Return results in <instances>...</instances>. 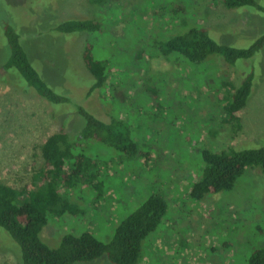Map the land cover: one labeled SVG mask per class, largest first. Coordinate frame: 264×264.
I'll use <instances>...</instances> for the list:
<instances>
[{"label":"rangeland","instance_id":"374dc122","mask_svg":"<svg viewBox=\"0 0 264 264\" xmlns=\"http://www.w3.org/2000/svg\"><path fill=\"white\" fill-rule=\"evenodd\" d=\"M264 7V0H257ZM97 18V31L60 32L65 19ZM11 24L41 77L67 103L52 104L16 70L3 24ZM189 26L206 27L220 44L248 47L264 35V11L252 5L228 9L222 0H0V181L22 188L38 184L41 146L61 127L78 135L83 107L102 120L120 118L130 127L134 154L91 141L99 192L83 184L63 192L75 205L48 213L40 237L57 247L65 234L92 232L111 240L116 227L149 196L167 211L144 244L141 264H246L253 246H264V176L247 167L231 189L195 199L190 189L202 174V151L264 145V47L234 64L219 55L192 62L164 55L161 42ZM107 66L95 77L83 53ZM254 72L241 110V129L225 123L231 84ZM95 176V177H96ZM94 181V182H95ZM21 249L0 227V264H20ZM74 264H113L106 255Z\"/></svg>","mask_w":264,"mask_h":264},{"label":"trees","instance_id":"16d2710c","mask_svg":"<svg viewBox=\"0 0 264 264\" xmlns=\"http://www.w3.org/2000/svg\"><path fill=\"white\" fill-rule=\"evenodd\" d=\"M101 3L104 0H92ZM225 7L235 9L252 5L264 11L257 0H222ZM97 18L65 19L57 25L60 32L97 31ZM3 32L10 48V56L2 66L5 71L16 69L40 96L52 104L67 103L68 99L55 92L44 81L31 63L20 41V34L11 24H3ZM264 47V35L248 47H233L216 42L206 27L189 26L161 42L159 49L164 55L176 52L192 62H201L219 55L224 62L234 64L240 58H250ZM92 44L88 42L83 53L84 61L95 77L90 91L101 88L107 80V66L93 56ZM9 72V71H8ZM254 72H250L239 84H231L232 97L225 107V123L241 129V110L252 91ZM78 113L84 118V126L78 135H71L65 127L53 132L41 146L43 167L34 177L38 184L16 188L0 181V227L5 229L19 244L20 264H74L92 261L102 255L113 264H141L143 246L149 235L160 224L167 211V202L160 195L149 196L139 207L127 215L110 241L98 239L92 232L79 235L65 234L57 247H49L40 237L48 222V213H63L75 205L64 197L63 192L87 184L99 192L101 182L95 168L97 158L87 152L91 141L101 142L128 154H134L136 143L130 127L123 119L111 117L102 120L83 107ZM203 170L201 177L190 189L191 197L203 199L206 195L231 189L247 167H259L264 176V145L247 149H223L202 151ZM96 176V177H95ZM95 181V182H94ZM246 264H264V246H253Z\"/></svg>","mask_w":264,"mask_h":264}]
</instances>
